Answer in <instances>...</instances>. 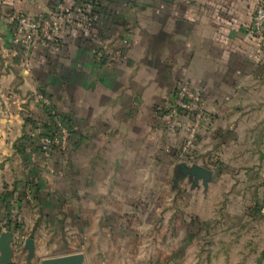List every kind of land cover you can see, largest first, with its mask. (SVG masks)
I'll list each match as a JSON object with an SVG mask.
<instances>
[{
  "label": "crops",
  "instance_id": "crops-1",
  "mask_svg": "<svg viewBox=\"0 0 264 264\" xmlns=\"http://www.w3.org/2000/svg\"><path fill=\"white\" fill-rule=\"evenodd\" d=\"M260 1L99 0L91 34L66 37L57 52L39 46L27 70L10 42L12 16L51 1L0 0V233L13 231L10 264L67 249L85 264H252V253L264 264V49L249 33ZM100 41L121 57L99 62ZM183 79L202 103L198 125L167 114ZM40 90L70 132L47 155L29 137L47 118ZM180 163L211 169L207 188L175 181ZM193 217L212 223L209 257L187 227Z\"/></svg>",
  "mask_w": 264,
  "mask_h": 264
},
{
  "label": "built area",
  "instance_id": "built-area-1",
  "mask_svg": "<svg viewBox=\"0 0 264 264\" xmlns=\"http://www.w3.org/2000/svg\"><path fill=\"white\" fill-rule=\"evenodd\" d=\"M51 6L47 11L37 13L18 12L12 16L11 44L21 55L25 69L31 65V56L39 46L48 47L57 52L62 48L66 37L78 33H90L93 30L95 20V8L98 0H50ZM249 33L258 39L264 49V0L255 6L252 12ZM89 34V35H90ZM122 55L121 49H111L109 41H100L94 49L97 60L109 64L114 57ZM35 100L46 112V121H37L34 128L29 132V137L35 141L38 149L49 154L53 147L66 148L70 132L64 117L59 113L50 98L43 92L34 94ZM172 117L178 114L192 115L195 124L203 119L202 103L198 94L193 90L188 80H181L176 86L174 100L167 112ZM52 125L47 124L48 121ZM193 130L190 135L193 136ZM26 198H31L32 188L24 189Z\"/></svg>",
  "mask_w": 264,
  "mask_h": 264
},
{
  "label": "water",
  "instance_id": "water-1",
  "mask_svg": "<svg viewBox=\"0 0 264 264\" xmlns=\"http://www.w3.org/2000/svg\"><path fill=\"white\" fill-rule=\"evenodd\" d=\"M179 174L175 181L179 179H187L191 187L203 186L207 188L212 180V171L208 167L192 163H180L177 167ZM13 233L11 231H2L0 233V264H10L13 256L12 242ZM23 249L27 252L28 262L34 258V239L26 238L23 243ZM40 264H85L84 254L81 252L71 253L67 255L44 258Z\"/></svg>",
  "mask_w": 264,
  "mask_h": 264
},
{
  "label": "rangeland",
  "instance_id": "rangeland-1",
  "mask_svg": "<svg viewBox=\"0 0 264 264\" xmlns=\"http://www.w3.org/2000/svg\"><path fill=\"white\" fill-rule=\"evenodd\" d=\"M186 222H187V227H190V228L197 231L196 232V239L197 240L199 239L203 242V245L206 247V250H207V253H205V255H207V257H209V245L211 243L210 229L212 228V223H211L210 219H207L206 221H202V220H199V219L193 217V218L187 220ZM12 228L15 230L14 233L15 232L17 233V230L19 228H15L14 226ZM12 228L10 230H12ZM21 244L23 245V243H21ZM11 246H12V244H11ZM12 249H13V247H12ZM67 250H68V252H72V253H74L73 251H75V249H67ZM76 252H79V251H76ZM52 254H56V253H52ZM257 254L258 253H252V261H251L252 264H258ZM57 256H59V255H52L50 257H57ZM50 257H45V258H50ZM43 259L44 258L39 259L38 264H40L41 260H43Z\"/></svg>",
  "mask_w": 264,
  "mask_h": 264
},
{
  "label": "trees",
  "instance_id": "trees-1",
  "mask_svg": "<svg viewBox=\"0 0 264 264\" xmlns=\"http://www.w3.org/2000/svg\"><path fill=\"white\" fill-rule=\"evenodd\" d=\"M98 2H99V0H98ZM47 124L52 125V122L49 120ZM12 194H13V192H9V193H7L6 195L11 196ZM23 194H24V191H23ZM3 196H4V195H3ZM5 198H6V196H5ZM8 206H9V205L6 204V208H9ZM12 222H13L15 228H20L19 223H17L15 220L12 221ZM6 225H7V224H6ZM8 226H10L9 223H8Z\"/></svg>",
  "mask_w": 264,
  "mask_h": 264
}]
</instances>
